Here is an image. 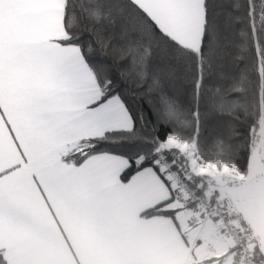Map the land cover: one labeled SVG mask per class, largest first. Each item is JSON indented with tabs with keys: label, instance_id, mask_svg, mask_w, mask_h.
<instances>
[{
	"label": "snow or ice",
	"instance_id": "obj_1",
	"mask_svg": "<svg viewBox=\"0 0 264 264\" xmlns=\"http://www.w3.org/2000/svg\"><path fill=\"white\" fill-rule=\"evenodd\" d=\"M0 264H264V0H0Z\"/></svg>",
	"mask_w": 264,
	"mask_h": 264
}]
</instances>
